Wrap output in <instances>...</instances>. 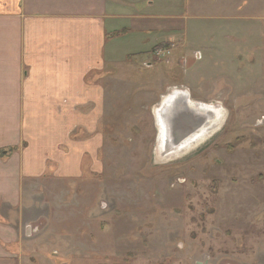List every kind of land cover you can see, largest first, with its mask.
<instances>
[{"label": "rangeland", "instance_id": "obj_1", "mask_svg": "<svg viewBox=\"0 0 264 264\" xmlns=\"http://www.w3.org/2000/svg\"><path fill=\"white\" fill-rule=\"evenodd\" d=\"M38 1L64 13H90L93 4ZM247 2L255 4L105 0L114 14H151L168 29L146 55L122 57L137 47L128 39L108 44L107 54L120 59L105 68L117 99L106 102L97 165L86 159L75 179H54L48 165L30 195L24 187L22 214L1 211L32 227L34 242L22 233L28 263H37L28 253L37 251L53 264H264V20L261 0L245 20ZM175 87L219 104L226 120L166 161L154 108Z\"/></svg>", "mask_w": 264, "mask_h": 264}, {"label": "crops", "instance_id": "obj_2", "mask_svg": "<svg viewBox=\"0 0 264 264\" xmlns=\"http://www.w3.org/2000/svg\"><path fill=\"white\" fill-rule=\"evenodd\" d=\"M251 1L245 20L259 5ZM48 4L0 0V264L54 263L37 251L28 252L37 263H28L22 233L34 242L32 227L24 228L22 217L12 223L1 211L24 210V187L31 193L30 184L48 174V165L54 179L80 177L86 159L97 165L106 102L117 99L109 87L116 78L105 68L120 59L107 54L108 44L128 39L137 47L122 57L146 55L160 43L149 44L153 36L162 39L158 33L168 29L151 14H114L105 0H93L90 13L56 12Z\"/></svg>", "mask_w": 264, "mask_h": 264}, {"label": "water", "instance_id": "obj_3", "mask_svg": "<svg viewBox=\"0 0 264 264\" xmlns=\"http://www.w3.org/2000/svg\"><path fill=\"white\" fill-rule=\"evenodd\" d=\"M225 114L219 104L193 101L183 87L169 89L154 108L158 156L169 161L187 154Z\"/></svg>", "mask_w": 264, "mask_h": 264}, {"label": "bare ground", "instance_id": "obj_4", "mask_svg": "<svg viewBox=\"0 0 264 264\" xmlns=\"http://www.w3.org/2000/svg\"><path fill=\"white\" fill-rule=\"evenodd\" d=\"M225 120H226V115H223V117L219 120L218 126L215 128L214 131L207 134L203 139H201L199 142H197V144L195 146H193V147L191 146V147L187 148L185 150V152L188 151L189 149H191L190 151H192V150L196 149L198 146H200L201 144H203L204 142H206L213 134H215L217 132V130H219L221 128V126L224 124Z\"/></svg>", "mask_w": 264, "mask_h": 264}, {"label": "trees", "instance_id": "obj_5", "mask_svg": "<svg viewBox=\"0 0 264 264\" xmlns=\"http://www.w3.org/2000/svg\"><path fill=\"white\" fill-rule=\"evenodd\" d=\"M125 33H127V30H123V31H121V32H114V33H112V35H111V38H114V37H118V36H120V35H122V34H125ZM160 46H162L161 44L159 45V47ZM158 47V45L157 46H155L154 47V49L156 48H159Z\"/></svg>", "mask_w": 264, "mask_h": 264}]
</instances>
